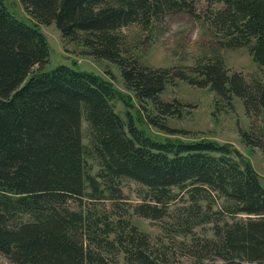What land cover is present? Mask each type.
<instances>
[{"label": "trees", "instance_id": "16d2710c", "mask_svg": "<svg viewBox=\"0 0 264 264\" xmlns=\"http://www.w3.org/2000/svg\"><path fill=\"white\" fill-rule=\"evenodd\" d=\"M205 1L217 47H247L264 69V0ZM20 2L31 23L0 0V253L15 264H118L120 256L121 264H176L175 245L190 264H264V184L239 150L212 139L160 140L115 110L109 81L67 64L43 70L50 50L38 25L54 22L63 40L118 66L157 128L171 131L167 117L181 112L159 97L176 78L264 116V81L231 72L218 53L172 71L142 64L130 48L125 27L149 31L180 10L195 16L196 0ZM240 137L264 155V128L240 129ZM125 179L140 185L138 203L126 201ZM184 195L186 207L170 208ZM131 214L168 219L160 225L168 240L153 243ZM207 224L212 237L195 233Z\"/></svg>", "mask_w": 264, "mask_h": 264}, {"label": "rangeland", "instance_id": "374dc122", "mask_svg": "<svg viewBox=\"0 0 264 264\" xmlns=\"http://www.w3.org/2000/svg\"><path fill=\"white\" fill-rule=\"evenodd\" d=\"M8 10L26 23L32 19L26 14L20 0H4ZM208 6L205 0H196V15L185 10L166 14L157 21L154 27L147 31L137 24H131L123 29L130 48L139 61L154 68H170L188 70L197 61L204 57L218 53L231 72L242 73L251 80L254 76L264 81V69L258 67L247 47L218 48L214 35L204 22ZM212 8H217L213 4ZM38 27L45 34L49 43V58L43 70L49 71L59 64H67L74 68L92 72L109 81L117 92L114 99L115 110L126 119L130 116L137 125L149 135L161 139H173L193 141L199 139H212L218 142H226L239 150L264 184V155L259 148H250L244 144L240 137V129L254 128L256 131L264 128V116H247L244 112L240 98L234 97L231 104L219 102L215 93L208 88L193 86L184 80L176 78L174 82L166 85L160 94L164 101H178L181 112L179 115L168 116L166 119L171 131L162 130L148 123L143 106L134 98L131 91L127 90L120 69L115 63L105 59H97L86 53L85 48L73 41L63 40L59 29L53 22L51 24H39ZM147 112H154L150 102H145ZM154 110V111H153ZM83 120V119H82ZM84 143H87V123L82 121ZM94 167L93 171H96ZM140 185L132 180L122 181V189L126 201L130 204L138 203ZM170 204V208L186 207V195ZM107 209H111V203L104 201ZM75 206V203H72ZM131 210L129 209V214ZM133 224L148 233L155 243L159 237L166 242L168 238L160 225H166V220H153L139 215L131 214ZM169 221V220H168ZM212 225L198 226L195 233L199 236H213ZM190 237H187L189 239ZM181 239V238H180ZM172 259L178 264H190L187 256H182L177 246L172 247ZM122 257H119V263ZM0 264H15L8 257L0 253Z\"/></svg>", "mask_w": 264, "mask_h": 264}]
</instances>
